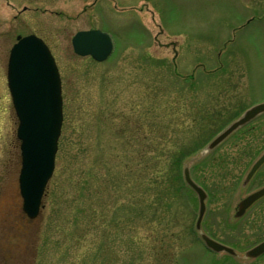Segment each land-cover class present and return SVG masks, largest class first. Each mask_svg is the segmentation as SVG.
<instances>
[{
  "label": "rangeland",
  "instance_id": "rangeland-1",
  "mask_svg": "<svg viewBox=\"0 0 264 264\" xmlns=\"http://www.w3.org/2000/svg\"><path fill=\"white\" fill-rule=\"evenodd\" d=\"M93 1L0 0V231L5 225L15 235L10 177L20 161L8 58L18 34L35 32L59 66L63 123L41 214L19 220L23 264H209L194 232L199 203L185 187V167L215 189L208 203L213 235L230 245L254 244V222L229 227L244 194L245 160L228 143L219 160L199 151L230 123L236 103L264 101V0ZM93 28L114 41L101 62L73 50V36ZM217 105L229 110L217 117ZM190 107L197 109L189 124L204 142L176 170V138L188 142L191 132L174 123H187ZM227 150L235 157L229 160ZM160 238L173 245L159 255L163 261L156 258Z\"/></svg>",
  "mask_w": 264,
  "mask_h": 264
},
{
  "label": "water",
  "instance_id": "water-1",
  "mask_svg": "<svg viewBox=\"0 0 264 264\" xmlns=\"http://www.w3.org/2000/svg\"><path fill=\"white\" fill-rule=\"evenodd\" d=\"M73 50L80 56H91L96 61L106 60L113 52L111 34L101 29L78 31L72 38ZM7 79L13 106L18 119L17 138L20 141L22 167L19 176L23 197V210L30 219L40 216L43 197L56 163V154L63 123L62 82L56 60L47 43L36 34L19 35L10 50ZM264 112V102L249 108L239 119L218 134L208 145L213 149L233 131ZM264 162L261 156L250 169L247 181ZM186 183L198 194L200 228L206 210L205 190L184 170ZM264 188L240 200L235 216H242L246 209L260 196ZM207 247L219 251L233 249L206 234L202 235ZM264 253V242L248 251L255 257Z\"/></svg>",
  "mask_w": 264,
  "mask_h": 264
},
{
  "label": "flooded vegetation",
  "instance_id": "flooded-vegetation-1",
  "mask_svg": "<svg viewBox=\"0 0 264 264\" xmlns=\"http://www.w3.org/2000/svg\"><path fill=\"white\" fill-rule=\"evenodd\" d=\"M101 0H94L91 4L94 6H98V3ZM87 6L84 7V11H87ZM19 35V34H18ZM17 35V36H18ZM157 39V38H156ZM173 42L172 44H174ZM222 92H228V90H222ZM230 92V91H229ZM234 101V100H233ZM263 100L253 102L249 105H243L236 103V109L231 112L230 119H228V122H232L233 120L237 119L245 111L250 108L252 105L259 103ZM232 102H227V105L229 108L231 107ZM225 105L223 107L215 106L211 108V112L213 115H217V117H220L222 114H224L227 110H229L228 106ZM200 108V107H199ZM238 109V110H237ZM210 111V110H205ZM208 119H211L208 117ZM264 119V112L258 114L248 122H246L241 128L237 129L233 133H231L220 145H218L216 148L211 149L210 151L204 150L202 151L203 158L206 160H209L210 157L213 156V159L219 160V150L220 147H222L225 143H228V145H233L232 151L236 153L237 150H239V155L241 156V161L245 160V167L246 172L242 178V188L244 189V194L241 196L240 199H243L253 192L263 189L264 188V162L258 167L256 172L253 174V176L250 178V180L247 181V176L254 165V163L264 155V122L262 121ZM217 135V134H216ZM224 151V150H223ZM226 150L223 152L225 153ZM227 155H229L230 158H234L235 154L233 152H229L227 150ZM234 156V157H233ZM250 157L248 160L247 157ZM224 159V158H223ZM211 162V161H210ZM15 168L12 167L11 173L14 175V177H10V182L12 186H14V205H16L17 213H19V218L16 212L15 217L12 218L15 223V230L14 234L7 233L5 225L3 226L2 231H0V264H23V252L21 250H18L17 240H18V226H19V220H23L24 217H26L30 221H34L29 219L23 210V197L20 189V183H19V172H20V164L19 162L14 165ZM230 169V168H227ZM196 181V180H195ZM199 183V182H198ZM201 184V183H199ZM204 189L207 192V209L204 214V217L201 222V227L199 229H196L194 231L197 234L198 240L202 242L201 248H204L203 252L207 256V258H210L209 264H264V253L252 257L249 256L247 253L250 249H252L255 245L264 242V194L260 196L258 199H256L245 211V213L241 217H235L236 208L233 212V220L234 223L231 224L229 227L235 228L236 225L240 224V227L242 225L245 226L247 223L254 222V226L252 224V231L255 232L258 236L256 242L252 245H238L237 243L235 245H230L224 242L223 240H220L216 238L212 231H210L212 227L211 217L208 212V203L209 201L215 200V189L212 190L209 187H205L202 185ZM215 188V187H214ZM1 194V192H0ZM197 197V194H195ZM238 203V202H237ZM4 221H6L9 218V214H4ZM231 220V219H230ZM227 221V220H225ZM229 221V220H228ZM243 227V228H244ZM249 228L250 226L247 225ZM210 228V229H209ZM206 234L209 237L218 240L219 242L225 243L233 248V252H227V251H220L215 252L211 248H208L203 244L202 241V235ZM15 247L17 250L12 253H9V248ZM203 256V255H202Z\"/></svg>",
  "mask_w": 264,
  "mask_h": 264
},
{
  "label": "trees",
  "instance_id": "trees-1",
  "mask_svg": "<svg viewBox=\"0 0 264 264\" xmlns=\"http://www.w3.org/2000/svg\"><path fill=\"white\" fill-rule=\"evenodd\" d=\"M192 78V77H191ZM186 80H189V79H186ZM195 109H197L196 107H194V108H189V110H188V113L184 116V117H186V118H188L189 119V121H187V123H185V121L184 120H181V121H178V119H177V121H176V123H174V124H176V126L175 127H179L180 128V130H182L184 127H185V125L186 126H188V128L189 129H187V130H185V132H191V134H190V137H189V140H188V142H186V141H184V140H181V139H177L176 138V142H177V150H175V155H174V159H173V167L177 170H179V168H180V166H181V164H182V162L192 153V152H194L195 150H198L200 147H202V145H203V142L204 141H202L199 137H197L195 134L196 133H194V129H196L195 127H194V125H191V124H189V123H191V121H192V119H194V113H195ZM175 122V121H174ZM171 125L173 126V123L172 124H170V127H171ZM174 127V126H173ZM200 127V126H199ZM198 129H200V128H198ZM197 129V130H198ZM203 139V138H202ZM206 142V141H205ZM190 147V148H189ZM190 149V150H189ZM174 150V149H173ZM174 152V151H173ZM142 156L143 155H145V154H141ZM140 158V161H137V162H135V165H131V166H127V168H128V170H129V172L130 173H132L134 170H136V171H138V165L140 164L139 162H141V161H143V159L141 158V157H139ZM142 159V160H141ZM137 172H135V174H136ZM178 173V172H177ZM138 174V173H137ZM139 176L140 177H142L143 175L142 174H139ZM174 176H176V174H174ZM145 177V176H144ZM147 177L149 178V180L150 179H152L151 180V182L152 183H156V182H158V177L157 176H155V177H153L152 176V174L150 175H147ZM167 177H168V175H167ZM177 177V176H176ZM149 182V181H148ZM148 182H143L142 183V185L143 186H145L144 187V189H146L147 190V188H146V184L148 183ZM185 184V183H184ZM185 187L187 188V186L185 185ZM156 197H158V195L156 196ZM139 199H141V198H139ZM160 201V200H159ZM154 210V209H153ZM154 211H157V209H155ZM155 213V212H154ZM146 222H148V220L146 221ZM120 226V225H119ZM159 232V231H158ZM152 239L153 240H155V238H156V236H157V232H155V231H152ZM160 235V234H159ZM151 238V237H150ZM158 242L160 243H162V245H160L159 246V248H158V250H157V256H156V258L159 260L160 259V261L162 260L163 261V259L164 258H161L162 256H159V255H163V253H165V252H167V251H169L172 247H173V245L170 243V242H168V240H162L161 238L160 239H158ZM165 251V252H164Z\"/></svg>",
  "mask_w": 264,
  "mask_h": 264
}]
</instances>
